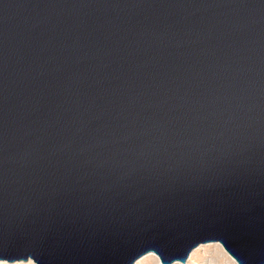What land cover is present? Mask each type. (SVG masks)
Here are the masks:
<instances>
[{
  "label": "water",
  "instance_id": "1",
  "mask_svg": "<svg viewBox=\"0 0 264 264\" xmlns=\"http://www.w3.org/2000/svg\"><path fill=\"white\" fill-rule=\"evenodd\" d=\"M264 264V0H0V261Z\"/></svg>",
  "mask_w": 264,
  "mask_h": 264
},
{
  "label": "rangeland",
  "instance_id": "2",
  "mask_svg": "<svg viewBox=\"0 0 264 264\" xmlns=\"http://www.w3.org/2000/svg\"><path fill=\"white\" fill-rule=\"evenodd\" d=\"M0 264H35L32 260L7 262ZM134 264H162L158 256L152 252L146 253L137 259ZM171 264H237L218 242L200 244L194 248L185 262L175 261Z\"/></svg>",
  "mask_w": 264,
  "mask_h": 264
}]
</instances>
